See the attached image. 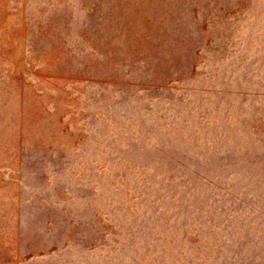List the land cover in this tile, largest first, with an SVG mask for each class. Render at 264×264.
I'll return each instance as SVG.
<instances>
[{"label": "rangeland", "instance_id": "rangeland-1", "mask_svg": "<svg viewBox=\"0 0 264 264\" xmlns=\"http://www.w3.org/2000/svg\"><path fill=\"white\" fill-rule=\"evenodd\" d=\"M0 264H264V0H0Z\"/></svg>", "mask_w": 264, "mask_h": 264}]
</instances>
